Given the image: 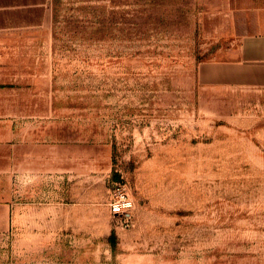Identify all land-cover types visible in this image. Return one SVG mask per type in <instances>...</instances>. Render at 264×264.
Here are the masks:
<instances>
[{"label": "rangeland", "instance_id": "1", "mask_svg": "<svg viewBox=\"0 0 264 264\" xmlns=\"http://www.w3.org/2000/svg\"><path fill=\"white\" fill-rule=\"evenodd\" d=\"M197 5L49 0L0 32V264H264V87L200 76Z\"/></svg>", "mask_w": 264, "mask_h": 264}, {"label": "crops", "instance_id": "2", "mask_svg": "<svg viewBox=\"0 0 264 264\" xmlns=\"http://www.w3.org/2000/svg\"><path fill=\"white\" fill-rule=\"evenodd\" d=\"M49 0H0V32L43 24ZM198 33L214 57L209 80L264 87V0H198Z\"/></svg>", "mask_w": 264, "mask_h": 264}, {"label": "built area", "instance_id": "3", "mask_svg": "<svg viewBox=\"0 0 264 264\" xmlns=\"http://www.w3.org/2000/svg\"><path fill=\"white\" fill-rule=\"evenodd\" d=\"M133 207V200L125 186H123L119 192L111 196L109 209L113 215H129Z\"/></svg>", "mask_w": 264, "mask_h": 264}]
</instances>
